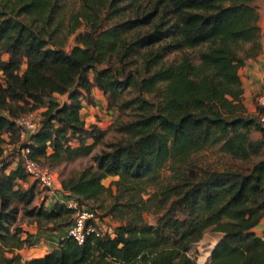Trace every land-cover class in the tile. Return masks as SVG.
<instances>
[{"label": "trees", "instance_id": "16d2710c", "mask_svg": "<svg viewBox=\"0 0 264 264\" xmlns=\"http://www.w3.org/2000/svg\"><path fill=\"white\" fill-rule=\"evenodd\" d=\"M124 1L136 10L105 25V12L120 16ZM139 1L79 0L67 34L86 28L67 50L61 0H0V264H197L190 245L207 230L222 234L209 264H264V238L253 230L264 218V159L246 170L196 159L214 146L242 161L264 154V107L247 112L239 73L262 52L254 0H155L147 10ZM95 88L118 112L119 136L93 155L94 166L59 181L61 200L33 205L36 185L26 184L21 149L50 167L91 153L106 133L81 116ZM31 112L38 128L22 140L16 120ZM165 166L169 178L159 182ZM108 177L116 179L105 185ZM69 198L120 223L81 244L67 235L24 259L35 233L15 225L19 214L36 232L68 229ZM149 212L154 224L145 221Z\"/></svg>", "mask_w": 264, "mask_h": 264}, {"label": "rangeland", "instance_id": "374dc122", "mask_svg": "<svg viewBox=\"0 0 264 264\" xmlns=\"http://www.w3.org/2000/svg\"><path fill=\"white\" fill-rule=\"evenodd\" d=\"M155 0H140L139 1V8L145 10L150 9ZM124 7V10L120 16H114L113 12L111 10H107L106 13V20L104 21L105 25H112L116 24L119 21H121L122 18L127 17L130 13L134 12L136 10V5L130 6L128 1H124L121 3ZM253 5L256 7L258 13H259V21L258 24L260 26V41L262 43V52L261 55L258 58H262L264 60V0H254ZM81 8V3L79 0H61L59 10L62 17V24L60 25V35L62 37H65V47L66 49H70L75 44V35L78 32H82L85 30L86 25L83 23L81 24L75 33L68 35L67 32L70 30L71 25L74 21H71V16L73 14H76ZM81 21V20H80ZM60 36V37H61ZM256 60V59H255ZM255 60H247V63H255ZM114 62L118 63L115 58H113ZM245 64V65H246ZM262 74L258 75V81L259 83V89L250 90L248 87L246 88V74L244 73V69L241 68L239 70L240 77L243 83L244 87V94H243V102L247 109L248 113H253V110L250 112V108L256 107V96L259 92L264 91V62L262 64ZM244 68V67H243ZM261 77V78H260ZM243 78V79H242ZM255 84V83H254ZM247 91V92H246ZM55 100L59 101H65L67 99L66 95H55ZM84 110L82 112L83 117H87L86 123L87 125L91 123H98L99 126H101L103 129L106 130V133L104 135L103 141L101 143L95 144L91 153L87 155H81L76 158L70 159V160H64L58 165H55L54 167L47 166L50 170L54 172L55 175V182L53 183L52 187L46 188L39 185L34 179L29 178L27 185H30L32 183H35V198L33 201V205H42L44 204V207L50 206L54 201L61 200L64 195L61 190L59 181L61 179L68 178L70 176H73L80 172L81 170L85 168H89L91 166H94L93 162V155L100 153L102 150H104L106 147L104 146L106 142L113 141L115 138L119 136L118 131L114 128V123L116 118L119 116L118 112L115 109H111L110 111L106 108V96L103 95L99 90L97 95L94 97V104L92 105L93 108H89L86 105L84 106ZM39 112V111H38ZM34 118V121H37L39 119V113ZM130 116V113L126 112L123 114L120 118L121 121H125ZM89 118V119H88ZM100 119H103V121H100ZM5 137V136H3ZM252 138L259 137L258 132H252L251 133ZM8 139V138H6ZM87 143H92L91 140H87ZM4 147L6 149L7 154H14L13 152V146H9L6 144V142L3 143ZM11 151V152H10ZM5 152V153H6ZM17 157V156H16ZM264 159V154L253 157L249 161H242L238 159H233L230 156L221 153L218 151L217 147H209L205 149L204 151L200 152L199 155H197L196 159L197 162L201 165H211L213 168H218V170H222L226 167H235L240 168L243 170L248 169L254 161H257L258 159ZM11 159V158H9ZM170 175V171L167 166L163 167L160 171V177L159 182H165ZM116 179V177H108L103 180V183L105 185H108L110 181ZM111 202L110 198H107L105 200V204ZM90 207V206H89ZM96 207V206H95ZM97 210V215L99 216V221L101 224V230H110L115 225H118L119 222V215L117 216H111V215H103V211L100 209ZM145 221L150 224H154L155 220L157 218V215L154 212H149L144 214ZM15 225H18L23 229L24 232L33 233L36 231V225L32 222V219L30 217H24L22 214H19L17 221L15 222ZM47 231V230H44ZM44 231H42L44 233ZM41 232V233H42ZM25 234H23L24 236ZM38 234H36L37 240L34 238V244L32 246L25 247V249H22L20 251V254L24 259H27L31 256L36 255H43L47 251L51 249L52 243H49L47 241H42L40 237H37ZM222 237V234L220 232L207 230L202 238L191 244L189 253L192 254L197 258V264H207L210 258V247L215 245L220 238Z\"/></svg>", "mask_w": 264, "mask_h": 264}, {"label": "built area", "instance_id": "2783aa9c", "mask_svg": "<svg viewBox=\"0 0 264 264\" xmlns=\"http://www.w3.org/2000/svg\"><path fill=\"white\" fill-rule=\"evenodd\" d=\"M256 103L260 107H264V92H259L256 96ZM36 112H31L29 114L20 116L16 122L21 127L20 137L22 140H26L28 136L35 132L38 128V119L34 121ZM259 120L264 123V110L258 114ZM6 149L4 150V153ZM29 149L23 148L20 151V155L22 157V164L26 172L36 179L38 183L42 187L50 188L55 182V175L52 170H50L47 166L43 165L38 160L32 159L28 156ZM17 158V157H16ZM15 158V159H16ZM15 163V162H14ZM4 165L3 160L0 159V170ZM67 207L74 210L73 221L71 225L67 229V235L71 236L76 240L78 244L83 243L85 234L96 233L98 234V230L100 229L99 219L94 215L92 211L87 208L79 209L77 202L69 198L65 201ZM90 221V224L86 227V222Z\"/></svg>", "mask_w": 264, "mask_h": 264}, {"label": "crops", "instance_id": "0c3cea01", "mask_svg": "<svg viewBox=\"0 0 264 264\" xmlns=\"http://www.w3.org/2000/svg\"><path fill=\"white\" fill-rule=\"evenodd\" d=\"M264 60L262 58H257L255 60V63H247L244 68L242 67V69H244V73L246 74V88L247 87L250 90H254V89H259V79H258V75L262 74V64H263ZM241 70V69H240ZM261 78V77H260ZM243 79V78H242ZM255 83V84H254ZM247 92V91H246ZM98 93V89H93V96L95 97ZM89 108H93L92 106L86 105ZM85 107H83V109L81 110V114L83 112ZM251 110H253V113L255 111V107H251L250 108V112ZM82 116V115H81ZM82 118L86 121L87 117H83ZM89 119V118H88ZM87 124V123H86ZM255 231V233L259 236H262L264 238V218L261 219V221L257 224L256 227H254L253 229ZM42 231H34L33 233H35V240H37L36 238V234H38L37 237H40V239L42 241H47L49 243H52L53 245L51 247L57 246L58 242L60 241V239H62L63 237L67 236V228H63L60 230H56V231H51V230H47L44 231V233ZM37 256H41V255H36V256H31V257H37ZM29 257V258H31Z\"/></svg>", "mask_w": 264, "mask_h": 264}, {"label": "water", "instance_id": "95a60500", "mask_svg": "<svg viewBox=\"0 0 264 264\" xmlns=\"http://www.w3.org/2000/svg\"><path fill=\"white\" fill-rule=\"evenodd\" d=\"M213 246H214V245H213ZM213 246L210 247V250H209L210 252H211V250L213 249ZM209 262H210V258H209V261H208L207 264H209Z\"/></svg>", "mask_w": 264, "mask_h": 264}]
</instances>
